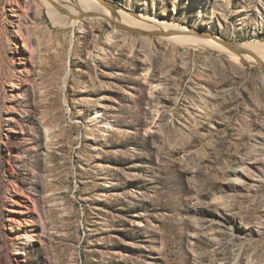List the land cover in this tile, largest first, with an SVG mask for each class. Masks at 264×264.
Here are the masks:
<instances>
[{
  "label": "rangeland",
  "instance_id": "obj_1",
  "mask_svg": "<svg viewBox=\"0 0 264 264\" xmlns=\"http://www.w3.org/2000/svg\"><path fill=\"white\" fill-rule=\"evenodd\" d=\"M96 1L264 54V0ZM48 9L0 0V264H264V70Z\"/></svg>",
  "mask_w": 264,
  "mask_h": 264
},
{
  "label": "bare ground",
  "instance_id": "obj_2",
  "mask_svg": "<svg viewBox=\"0 0 264 264\" xmlns=\"http://www.w3.org/2000/svg\"><path fill=\"white\" fill-rule=\"evenodd\" d=\"M45 3L48 5V11L53 21L62 25H67L69 21H73L72 24L75 25L79 17L85 14H91L97 20L107 21L120 26L142 29L145 30V33H152L155 31L161 32L164 34L162 35L163 39L171 43L178 45L187 44L191 47H198L202 49H214L223 55L228 54L233 57L240 58L237 55H233L210 38H204L192 34L191 31L176 27L173 24L154 20H145L141 17L119 13L115 6L108 3H101L96 0H45ZM71 6L72 9H70ZM166 33L170 34L167 35ZM240 47L246 49L248 46L244 44ZM248 52H250V55H245L241 58L248 60L252 63V65L257 63V59L264 61V54L257 55L254 52Z\"/></svg>",
  "mask_w": 264,
  "mask_h": 264
},
{
  "label": "water",
  "instance_id": "obj_3",
  "mask_svg": "<svg viewBox=\"0 0 264 264\" xmlns=\"http://www.w3.org/2000/svg\"><path fill=\"white\" fill-rule=\"evenodd\" d=\"M119 27H121L125 31H128V32L133 33V34L141 35V36H162V35H164L161 32L144 33V32H138L137 30H134L130 27H125V26H120V25H119ZM191 33L198 35L200 37L212 39L213 41H215L216 43H218L219 45L224 47L226 50H228L230 53H232L233 55H237L240 58L245 56V55H250V52L243 49L242 47H240V45L236 44L232 40L222 39V38L215 36L211 33L198 32L196 30H191ZM166 34L169 35L170 33H166ZM256 61H257V63L253 64V65H255L259 68H262L264 70V63L258 59ZM241 64L243 66H251L252 65L249 62H247L246 59L241 60Z\"/></svg>",
  "mask_w": 264,
  "mask_h": 264
}]
</instances>
